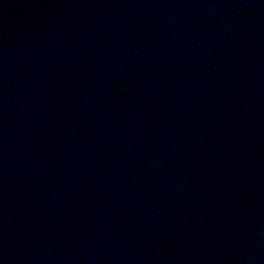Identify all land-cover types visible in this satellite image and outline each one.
I'll list each match as a JSON object with an SVG mask.
<instances>
[{"label": "water", "instance_id": "obj_1", "mask_svg": "<svg viewBox=\"0 0 264 264\" xmlns=\"http://www.w3.org/2000/svg\"><path fill=\"white\" fill-rule=\"evenodd\" d=\"M0 264H264V0H0Z\"/></svg>", "mask_w": 264, "mask_h": 264}]
</instances>
